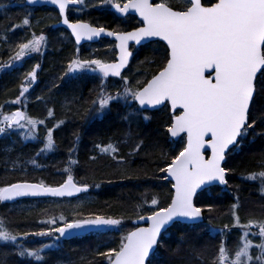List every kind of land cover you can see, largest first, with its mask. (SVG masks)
<instances>
[{
	"label": "snow or ice",
	"instance_id": "6c2138e0",
	"mask_svg": "<svg viewBox=\"0 0 264 264\" xmlns=\"http://www.w3.org/2000/svg\"><path fill=\"white\" fill-rule=\"evenodd\" d=\"M49 2L58 7L63 24L71 29L77 44L84 39L91 41L102 34L114 37L117 42L115 48L118 57L113 62L75 58L68 63L64 75L90 71L99 73L102 81L112 76L124 82L122 90L115 94L108 93L101 85L97 97L91 101V109L86 111L102 116L113 102L120 103L127 110L122 119L131 124L134 117L147 110V106L170 102L173 110H180L178 115L173 112L167 133L173 138L184 133L186 141L182 150L160 169L166 174L164 180L170 178L174 181L171 183L174 193L170 203L167 207L151 211L148 216H138V221H146L148 226L134 227L128 231L121 236L118 247L96 253L106 264H159L156 257L163 232L174 222L196 224L202 221L204 207H198L194 202L198 190L206 191L215 184H228L229 169L223 166L227 154L233 149H241L249 136L252 137L249 142H255L256 138L264 139V106L257 109V115H253L255 97L259 94L258 77L264 78V0H216L208 5L202 0H183L179 10L169 0H126L125 3L101 0V4L110 5L116 13L132 12L138 15L142 26L131 31H111L82 20L71 22L67 11L70 6L83 5L84 0ZM26 3L32 5L36 0H26ZM5 7L7 5L0 4V8ZM29 24V18L25 17L22 25L13 26L12 30ZM150 38H160L166 42V63L151 79L143 83L138 81L136 86H132L128 78L122 76V69L128 65L132 55L129 42L140 45ZM45 43L43 34H32L31 39L17 45L15 55L10 56L7 65L0 64V70L14 67L13 61L22 62L29 54L41 53ZM39 67L36 64L26 73L20 96L11 103H19L20 98L28 92L37 79ZM49 115H52L51 110ZM143 118L148 119L147 116ZM38 124H44V121H37L19 109L11 114L0 111V134H7L12 129H27L26 135L21 133L22 137L34 139ZM257 128L261 130L257 132ZM142 146L143 141H140L134 152H138ZM53 147V129L49 128L41 151ZM96 147L113 158L118 155V148L112 143ZM206 149L211 150L208 156L205 155ZM117 162L122 163L123 158ZM31 163H35V160ZM66 171H69L67 179L57 187L27 181L2 186L0 202L27 196L71 197L88 191L89 185H78L70 170ZM244 179L259 180L260 191L264 193V171L250 173ZM151 205L157 206L158 200L152 198ZM206 207L209 212L212 211L211 205ZM231 208L232 226L242 230L240 244L230 259L229 250L222 239L213 264H264V220L249 219L241 223L239 203ZM40 223L42 227L39 231L14 234L0 220V242L5 245L10 243L19 258L42 262L45 259L42 253L46 249H58L63 239L85 231L103 233L118 230L122 221L102 215L68 219L61 214ZM205 227L210 232H218L221 237L229 229L227 224L223 228L213 229L211 221ZM253 227L258 228V233H252L260 238L258 244L249 238ZM30 237L49 238L50 242L29 248L24 242ZM253 249L256 250L255 254ZM191 253L199 255L194 246Z\"/></svg>",
	"mask_w": 264,
	"mask_h": 264
},
{
	"label": "trees",
	"instance_id": "16d2710c",
	"mask_svg": "<svg viewBox=\"0 0 264 264\" xmlns=\"http://www.w3.org/2000/svg\"><path fill=\"white\" fill-rule=\"evenodd\" d=\"M214 1L216 0L203 2L210 4ZM169 2L176 9H180L183 4V0ZM0 4L7 5L0 8V64L7 65L10 56H14L17 45L31 39L32 34L40 35L43 32L41 27L50 29L46 37V51H43L41 58L27 57L21 67H16L15 72L9 71L8 67L0 70V111L7 114L12 113L18 106L17 103L11 102L20 96L19 81L22 80L23 71L30 70L36 61L40 63L38 82L20 98L19 105L25 107L28 116L37 121H44V124L37 125L34 139H24L21 132L14 130L8 131L0 138V187L22 180L57 185L67 178L68 169L77 183L87 184L89 189L75 198H57L59 205L56 206L60 208L57 217L61 214L68 219L102 215L120 219L123 223L122 229L116 231L90 232L85 236L63 239L58 249H46V253H42L45 257L42 262L19 258L14 254L15 249L10 243L5 245L0 242V261H3V264H106L103 258L96 254L97 252L118 247L121 236L133 226L132 219L155 210V206L149 204L152 198L158 200L156 208L166 206L170 201L171 183L161 178L164 173L160 172L157 175V171L165 167L172 156L178 154L184 142L181 139L172 140L167 133L172 117L168 105L148 112L153 113V116H147L146 120L142 111L140 116L134 117L129 124L122 119L123 115L118 113L120 110H127L122 104L113 102L111 111H116V114L102 118V122L94 126L92 123L89 124L86 110L89 109L91 101L87 88L83 87L82 83L78 86H56L57 81L63 78L61 74L67 60L74 58L76 53L80 59H90L88 51L83 52L79 47L77 52V46L70 35L60 36L57 34L59 30L50 28L51 21L58 15L54 7H31L26 5L24 0H0ZM87 12L88 10L77 16L94 24H101L99 20L93 21ZM106 12L110 14L103 17L106 19L105 23L112 22L113 13L109 10ZM25 17L29 18L30 24L13 31V26L22 25ZM166 54V45L158 41L157 54L149 55L139 68L135 63L134 69L127 70L124 76L132 86H136L138 81L145 82L144 78L152 68L150 61H156L155 67L157 66L158 71L166 63ZM119 89L121 88L118 84H111L108 86V93L112 94ZM259 93L260 95L255 97L254 116L257 115V109L264 106V86ZM49 110L52 112L51 116ZM57 125L60 127L59 130L53 133L56 150L46 159L43 157L44 151H41L44 147L43 137L47 133V128ZM83 127H88L89 130L83 131ZM65 128L69 130H63ZM260 130L256 129L257 132ZM248 139L251 141L252 137L249 136ZM140 141H143V146L138 152H134L136 144ZM76 143L77 148L74 149ZM109 143L118 148V155L115 158L95 148L96 145L106 146ZM229 153L231 155L226 163L229 169L228 183L237 175L233 172L239 176H247L254 171H264V139L256 138L255 142L251 143L245 141L241 149L238 151L233 149ZM67 155L74 156L75 163L66 164L70 158ZM121 158L123 162L118 163ZM33 160L35 163H31ZM234 187L238 192V215L241 223H246L249 219L264 218V199H254L256 196L244 191L240 185ZM209 192L212 196H208ZM217 193L215 187L200 192L197 196V203L204 206L203 222L196 225L175 223L163 234L156 257L159 264H205L207 261L210 263L207 257L210 252H215L214 246L218 237L205 227L206 224L211 221V225L217 227L224 221H233L231 206L221 208L222 200L226 203L229 200L226 198H230L226 196L230 195ZM48 201L52 203V200ZM17 202H0V220H4L7 226L17 228L16 233L33 232L30 228L39 229V223L35 226L28 225L37 218L39 211L46 209L45 206L40 207L42 210H37L38 212L35 211L37 208L33 210L30 208L21 214L13 208ZM34 203L40 205L43 202ZM207 205L212 206L211 212L208 211ZM125 224L128 225L127 228ZM110 238L115 239V242H106ZM193 241L199 242L200 245ZM49 242V238L30 237L24 243L26 247L35 248ZM192 246L199 253L198 256L191 253ZM177 249L179 251H176ZM82 257L85 259L82 260Z\"/></svg>",
	"mask_w": 264,
	"mask_h": 264
},
{
	"label": "flooded vegetation",
	"instance_id": "af4514ba",
	"mask_svg": "<svg viewBox=\"0 0 264 264\" xmlns=\"http://www.w3.org/2000/svg\"><path fill=\"white\" fill-rule=\"evenodd\" d=\"M121 3H125V2H121ZM85 5H88V9L87 10L89 11L91 19L93 21H96V20L101 21V24H94L93 22H88V23H90L93 26H96V27H101L102 26V27H105V28H110V29H112L114 31H129V30H133L136 27H140L142 25L140 23V20L138 19V17L136 15L127 14V15H124V16H120L118 14H115L113 11L109 10V9H111V6L109 7V9H107L106 7L105 8H94L93 7V5H94L93 2H85ZM74 8H76V9H74ZM80 8H81V5L70 6L69 10L67 11L68 18H69L70 21L75 22L76 20H84L82 17H79V16L74 15L72 13V9H74V10L78 9L79 10ZM87 10H85V11H87ZM106 10H109L111 13L114 14V15L111 14V18H112L111 21L112 22L107 21L105 23L106 19L103 18V17H105L108 14H110V13L106 12ZM82 13H84V11ZM60 19H61V17H60V15L58 13L57 17L54 18L51 21L50 28L51 29H55V30H59V31H57V34L60 35V36H63L62 34H65V35H70V37L72 38L70 32L67 29H65L64 27L55 26V24L58 23L60 21ZM84 21H87V20H84ZM41 29L43 30V32H41L40 35L43 34L45 37H47L48 31L50 30L49 27H41ZM50 34H51V32H50ZM74 42H75V45L77 46V52H78L79 47H81L83 52H87L88 51L90 59H101L104 62H113V61H115L117 59V49L115 48L116 41H114L112 39L100 38L99 40H96V41L84 42V43H79V44H77L76 41H74ZM60 43H61V41H60ZM46 44L47 43H45L44 47L42 48V53H43V51L44 52L46 51ZM157 44H158V40L148 41V42H145V43H141L140 45H136L135 43H131L130 44V50L132 52V56H131L130 63L128 65V67L122 72V76H124L126 74L127 70H129V69L133 70L135 63H137V67L139 68L141 65H143L145 63L144 60L146 58H148L149 55L152 56V55L157 54ZM77 57H78V53L75 54V58H77ZM71 59H72V57L69 59V61L67 60V63L64 66V69H63L64 72L61 74L63 76V78H60V80L57 81V85L56 86H59V85L66 86V87H69L71 85L78 86L79 84L82 83L83 87L88 88L93 83L97 84V85L98 84L102 85V83H105L108 86H110L111 84L115 85V84L119 83L118 80L120 78L119 77H112V76H109L108 78L103 79V81H102V79H97V78L96 79H89L86 76H82L80 78L79 77L65 78L66 75H64V74H65V72L67 70L68 63L70 62ZM78 59H80V58H78ZM36 64L40 65V63L38 61L35 62L34 66ZM150 64H152L151 65V67H152L151 68V72L148 75H146V77L144 78V81L150 79L152 77V75L157 72L158 68H156L157 66L155 67L156 61L155 60H151ZM21 66L22 65H18V66L15 65L14 67H9V71H12V72L14 71L15 72L16 71V67H21ZM39 69H40V67L37 69L36 83L38 82V70ZM22 70H24V68ZM23 72H24V74H26L28 72V70L27 71H23ZM24 74L22 76V80L23 81H25V75ZM22 80H21V82H22ZM21 82L19 81L20 91H21V85H20ZM263 86H264V78L258 77L257 89H258L259 92L261 91ZM107 90H108V87H107ZM109 90L107 92H109ZM116 92L117 91H114V93H112V94H115ZM259 95H260V93L257 96H259ZM91 96H92V100H93L95 98V96L93 94H91L89 97H91ZM179 111L180 110L175 111V114L178 115ZM118 113H119V115H124L126 113V111L125 110L124 111L120 110ZM113 114H116V112L114 113L113 111H108V112L105 111L103 113L101 119L104 118V117H107L109 115H113ZM142 114L145 115V116H149V115L153 116V113H148V112H142ZM88 115H90V117L93 116V114L91 112ZM171 115H172V117H171V119H172L173 118V112H171ZM101 119L96 121L94 124L96 125V123L102 122ZM91 123H93V120L91 121ZM59 128L60 127H53L52 128L53 129V133L55 132V130L58 131ZM47 129H49V128H47ZM63 130L68 131L69 129L65 128ZM46 136H47V133L45 134V137L43 138V144H45V142H46V140H45ZM182 136H180L179 138H181V140H183V142H185V135H182ZM179 138L177 139V141L180 140ZM53 141H54V147L51 150H45L44 153H43V157L46 158V159L48 157H51V153L56 150L55 149L56 145H55L54 136H53ZM100 146L103 147V145H100ZM76 148H77V143L74 144V149H76ZM95 148L97 150L99 149L97 147H95ZM67 157L73 158L74 156H68L67 155ZM170 187H171V184H170ZM213 187L217 188V187H220V186L214 185L210 189H213ZM217 194H220V193H217ZM226 195H230V196H226V197H230V198H226V199H232V202H230L231 206L233 204L237 203V199H238L237 188H235L233 186L232 187V191L230 193H227ZM53 199H56V198H47V199L41 198L38 201L39 202L42 201L43 203H46L47 200H53ZM23 200H26V203H30V202H33V201H35L37 199H23ZM221 203L226 208L229 207V205H227V203H224L223 200H222ZM202 206H200V207H202ZM162 207H165V206H162ZM156 209L157 208L155 206V210ZM150 213L151 212H146V213L141 214V215H146V214H150ZM55 216H57V214H55ZM226 224L229 225V229L226 230L224 237H221V235L217 232L218 239H217V243H216V249H217V254H218V248H219L221 240L223 239L224 242H225L226 248L229 250V257L232 258L234 256L235 250L237 249V247L240 244V236L242 234V230L232 226L234 224V221H231V222L224 221L223 223H220L219 225H217V227H215V228H217V229L218 228H223V226L226 225ZM257 232H258V228H255V227H253L250 230V232H249V238L253 240L254 244H258L259 241L257 240L256 236L252 235V233H257ZM255 252H256V250L253 249V254H255Z\"/></svg>",
	"mask_w": 264,
	"mask_h": 264
},
{
	"label": "rangeland",
	"instance_id": "374dc122",
	"mask_svg": "<svg viewBox=\"0 0 264 264\" xmlns=\"http://www.w3.org/2000/svg\"><path fill=\"white\" fill-rule=\"evenodd\" d=\"M93 2V7L94 8H109L110 7V5H103V4H101V0H84V4L83 5H81V8L78 10H72V13L73 14H75V15H78V14H81L82 12H83V7H84V5H85V2ZM120 1H123V0H120ZM89 12V11H88ZM87 12V13H88ZM44 47V46H43ZM42 47V48H43ZM41 54H42V52L41 53H32V54H29L28 56H31V58L33 57V56H36V59H38V57H40L41 58ZM27 56V57H28ZM27 57L26 58H24L23 60H22V62H17V61H13L12 63H13V65H23L24 64V62H25V60L27 59ZM78 58V57H77ZM72 59H75V57L74 58H72ZM71 59V60H72ZM31 60V59H30ZM70 60V61H71ZM101 60V59H100ZM8 69H9V67H8ZM28 71H30V70H28ZM24 75H26V74H24ZM82 76H86V77H88L89 79H101V76H100V74L99 73H92V72H90V71H88V72H82V73H77V74H70V75H66V77L65 78H74V77H82ZM121 82H119L118 83V87L120 86V88L121 89H119L118 91H121L122 90V88L123 87H121L122 86V84L124 83L122 80H120ZM25 81H23L22 80V82H21V84L20 85H22L23 83H24ZM99 85V84H98ZM97 84H92L90 87H88L87 88V92L89 93V95L88 96H90L91 94H93L94 96H95V98L97 97V94H98V92H99V89H100V87H101V85H99L98 86ZM102 85H103V87H105V90L107 91V87H108V85H106L105 83H102ZM87 93V94H88ZM91 93V94H90ZM87 96V97H88ZM90 98V101H92V96L91 97H89ZM94 98V99H95ZM120 104V103H119ZM122 107H123V105H122ZM25 108V107H24ZM112 109H111V106H110V109H108V110H106V112H108V111H111ZM114 110H116V109H114ZM114 113L116 112V111H113ZM7 114H11V113H7ZM101 117L102 116H100V115H93V116H91V121L93 120V123H92V126H94L95 124V122L96 121H98V120H100L101 119ZM14 131H18V132H21V133H24L25 135L27 134V129H14ZM45 137V136H44ZM43 137V138H44ZM28 139H32V138H28ZM46 140V139H45ZM250 140L248 139V140H246V142H248V143H251V142H249ZM121 150V149H120ZM239 149H237V151H238ZM76 159H75V157H73V158H68V161H66V164L68 163V164H71V162H73V161H75ZM252 173H258V172H256V171H254V172H252ZM160 174V170H158L157 171V175H159ZM233 174L234 175H236V177L232 180V182H230V183H228L225 187H218V188H216V191L218 192V193H222L223 195H226L227 193H230L231 191H232V187L233 186H236V185H240V186H242L243 187V190L244 191H246L247 193H250L252 196H256L254 199H260V200H262V199H264V193H262L261 191H260V181L259 180H256V181H248V180H244V177L245 176H239L238 175V173H235V172H233ZM164 176H165V173H164ZM164 176H162L161 178L163 179V177ZM67 179V178H66ZM213 188H215V187H213ZM246 188H247V190H246ZM252 189L254 190V192L252 191ZM208 196H212L211 195V193L209 192L208 193ZM55 198H58V197H55ZM36 201H38V200H36ZM43 204H45V205H43ZM149 204H151V201H149ZM43 205V206H42ZM47 205V206H46ZM56 205H59V199H53L52 200V203H49V201L47 202V203H40V205H37L36 203H34V202H32V203H26V202H23V201H20V202H17V203H15L14 204V206H13V208L15 209V210H17V211H20L21 212V214L22 213H24V212H26L27 211V209H30V208H32V210L33 209H36L35 211L36 212H38L39 210H42V209H40V207L42 208V207H44V208H46L45 210H42L41 212L39 211V213L40 214H38V216H37V218L34 220V221H32V223L30 224V225H28V226H35V225H37L38 223H39V229H37V230H34V229H32V228H30V230H32L33 232H36V231H39L41 228H40V225H41V221H43V220H46L47 218H49V217H51V216H55L54 214H57L58 213V210H60V208L59 207H57ZM147 205H148V202H147ZM47 208H49V209H47ZM221 208H226L224 205H221ZM228 208V207H227ZM38 210V211H37ZM2 220V219H1ZM259 220H264V218H261V219H259ZM4 221V220H3ZM6 225V224H5ZM122 225H123V223H121V225L119 226V229H122ZM206 225H209V224H206ZM6 227L10 230V231H12L14 234L17 232V228H15L14 226H7L6 225ZM128 227V225H126L125 224V228H127ZM118 229V230H119ZM130 229V228H129ZM213 229H217V228H215V227H213ZM108 231H110V232H112V231H116V230H108ZM214 232V231H213ZM215 234H217V232H214ZM258 233V232H257ZM256 238H257V240L259 241V243H260V238L258 237V236H256ZM106 242H108V243H113V242H115V239H113V238H110L109 240H107ZM2 243H4V242H2ZM218 247V246H217ZM214 255H213V257L210 259V263H209V261H207V262H205V264H213V261H214V259H215V257L218 255L217 254V249H216V245L214 246ZM44 253H46L45 251H44ZM231 259V258H230ZM5 260V259H4ZM6 261V260H5ZM11 262V261H10ZM9 263V262H8Z\"/></svg>",
	"mask_w": 264,
	"mask_h": 264
},
{
	"label": "water",
	"instance_id": "95a60500",
	"mask_svg": "<svg viewBox=\"0 0 264 264\" xmlns=\"http://www.w3.org/2000/svg\"><path fill=\"white\" fill-rule=\"evenodd\" d=\"M25 2H26V0H25ZM27 4V3H26ZM29 5V4H28ZM32 5H35V6H41V5H49V6H54V5H52L50 2H49V0H36V3L35 4H32ZM55 7H57V6H55ZM58 8V7H57ZM59 10V9H58ZM114 10V9H113ZM178 10V9H177ZM115 11V10H114ZM130 13H132V12H130ZM67 14V13H66ZM118 15H127V14H119V13H117ZM129 14V13H128ZM132 14H134V13H132ZM136 15V14H135ZM138 16V15H137ZM139 18V17H138ZM140 19V18H139ZM56 26H63V27H65L66 29H68L67 28V26L66 25H64L63 24V22H62V17H61V20L56 24ZM107 30H111V29H108V28H106ZM70 32H71V29H68ZM111 31H113V30H111ZM74 37V36H73ZM101 37H107L106 35H104V34H102L100 37H94L93 38V40H91V41H95V40H98V39H100ZM108 38H111V39H114V37H108ZM74 39H75V37H74ZM155 39H158V40H161L160 38H150L149 40H146V41H143L142 43H145V42H148V41H151V40H155ZM115 40V39H114ZM87 41H89V40H87V39H84V40H82L80 43H84V42H87ZM163 41V40H162ZM165 44H166V42L165 41H163ZM130 43H135V42H129V46H130ZM167 45V44H166ZM129 51H130V49H129ZM117 57H118V55H117ZM130 59V58H129ZM127 67V66H126ZM125 67V68H126ZM124 68V69H125ZM124 69H122V71L124 70ZM211 70H209L208 72H210ZM208 72H206L205 74L207 75V73ZM34 84V83H33ZM166 103H168L169 104V106L171 107V104H170V102H165L164 104H166ZM164 104H162V105H157V106H147V109H158V108H161ZM171 110L172 111H174L173 109H172V107H171ZM22 111V110H21ZM183 133H181V135H182ZM2 134H0V136H1ZM175 138H177V137H175ZM206 151H210V154H211V150L210 149H206L205 150V152ZM206 155V154H205ZM207 156V155H206ZM170 179V178H169ZM18 182H23V181H18ZM27 182H29V183H39V182H35V181H27ZM174 182V181H173ZM16 183V182H15ZM62 184V183H61ZM79 185V184H78ZM57 186H59V185H57ZM57 186H52V187H57ZM174 191V190H173ZM198 192H199V190H198ZM174 193V192H173ZM77 194H79V193H77ZM77 194H75V195H73V196H76ZM73 196H71V197H73ZM27 197H31V196H27ZM40 197H49V196H40ZM196 197V196H195ZM195 197H194V202H195ZM19 198H26V197H19ZM19 198H16V199H19ZM32 198H34V197H32ZM15 199V200H16ZM145 216H148V215H145ZM134 223L135 224H145V225H141V226H138V227H147L148 226V223L146 222V221H138V219H135L134 220ZM169 228V227H168ZM167 228V229H168ZM86 233H88V231H85V232H80L79 234H77V235H75V236H78V235H84V234H86ZM74 237V236H73Z\"/></svg>",
	"mask_w": 264,
	"mask_h": 264
},
{
	"label": "bare ground",
	"instance_id": "6f19581e",
	"mask_svg": "<svg viewBox=\"0 0 264 264\" xmlns=\"http://www.w3.org/2000/svg\"><path fill=\"white\" fill-rule=\"evenodd\" d=\"M61 87H63V86H61ZM59 89V88H58ZM90 107H91V105H89V109L88 110H90ZM90 113V111H87V117H88V119L89 120H87V122H89V124L91 123V117H90V115H88ZM86 122V123H87ZM82 130L83 131H86V130H89V128L88 127H83L82 128ZM246 190H247V188H246ZM252 191L254 192V190L252 189ZM230 202H232V199H229L226 203H227V205H229V206H231V203ZM195 244H198V245H200V243L199 242H197V241H193ZM181 251L183 250L182 248L180 249ZM213 255H214V252H210L209 254H208V259H211L212 257H213Z\"/></svg>",
	"mask_w": 264,
	"mask_h": 264
}]
</instances>
